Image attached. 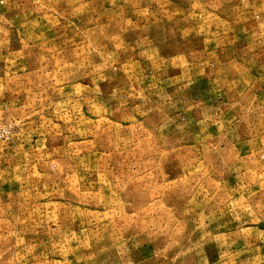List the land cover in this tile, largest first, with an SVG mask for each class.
Here are the masks:
<instances>
[{
    "label": "rangeland",
    "instance_id": "374dc122",
    "mask_svg": "<svg viewBox=\"0 0 264 264\" xmlns=\"http://www.w3.org/2000/svg\"><path fill=\"white\" fill-rule=\"evenodd\" d=\"M0 264H264V0H0Z\"/></svg>",
    "mask_w": 264,
    "mask_h": 264
}]
</instances>
